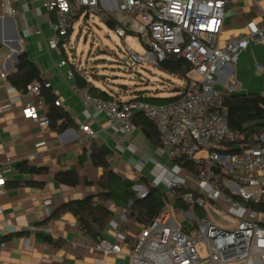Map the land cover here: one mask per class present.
Masks as SVG:
<instances>
[{"label":"crops","instance_id":"1","mask_svg":"<svg viewBox=\"0 0 264 264\" xmlns=\"http://www.w3.org/2000/svg\"><path fill=\"white\" fill-rule=\"evenodd\" d=\"M115 1L121 3L123 0ZM8 2L19 13H7L2 5L3 0H0V162L9 158L11 169L6 173L5 193L0 206V259L6 264H130L127 254L142 228L131 214L132 202L123 206L108 203L114 217L103 231V237L121 243L124 252L122 254L105 255L99 251L96 248L97 241L80 228L77 218L71 212H65L59 218L48 221L65 203L99 191L96 184H86V180L97 182L103 168L94 166L91 162L90 152L83 143L87 133L82 131L81 126L89 124L95 130L96 133L90 136V140L95 138L99 141L100 148L109 154L111 168L124 183L142 185L139 182L141 178L148 181L157 178L160 183L156 188L164 194L163 199L168 194L166 179L169 171L186 180L184 186L192 191L189 181L196 172L170 158L162 144L150 140L139 127L126 131L119 125H112L106 115L85 106L82 99L85 90H76L75 75L68 79L66 73L71 68L87 80L92 79V76L86 69L81 70L77 64H72L66 49L67 56L64 57L70 64L58 67L61 56L48 43L54 32L53 24L58 19L57 9L46 8L42 0ZM81 9L86 13H93L92 16H98L105 25L108 13L117 20L112 11L103 7L101 0L96 8ZM263 13L264 0H229L221 38L248 37V21L254 20L262 25ZM74 14L69 18L70 28ZM119 22L122 23L119 26L127 29L128 18ZM110 31L113 33V30ZM248 40L247 48L239 54L236 63L215 75V88L222 98L236 94H264V38L258 41L251 36ZM62 41L64 47L69 45V37H63ZM23 52L27 53L29 61L36 66L39 78L52 84L40 97H31L17 89L8 78L17 71L19 56ZM3 73L6 74L5 77H2ZM182 88L177 89L172 96L179 95ZM46 97L62 102L59 108L71 119L65 129L59 131L52 124L41 126L23 116L22 108L26 103L40 106V113L47 114L49 107ZM223 114L225 115L224 111ZM62 120L58 119V123ZM200 155L205 153L201 152ZM25 167L46 170H21ZM69 169H75L80 174L79 185L68 186L55 180L56 173ZM47 199L51 200V204L45 206L44 200ZM172 202L175 212L187 211L179 208L174 200ZM241 203L242 208L231 210L236 218L230 225L218 223L217 215H220L215 210L219 206L213 201L209 205L213 214L209 216L206 213V216L221 226L234 227L245 213L244 207L247 203ZM194 226L182 223V228L191 234L198 232ZM32 227L38 230L33 231ZM47 228L53 232H46Z\"/></svg>","mask_w":264,"mask_h":264},{"label":"built area","instance_id":"2","mask_svg":"<svg viewBox=\"0 0 264 264\" xmlns=\"http://www.w3.org/2000/svg\"><path fill=\"white\" fill-rule=\"evenodd\" d=\"M42 1L46 8L59 12L48 43L61 56L57 66L66 67L70 62L63 56L60 44L70 29L69 18L75 9L98 7L100 0ZM101 1L106 10L126 15L131 28L141 35L139 39L146 51H129L135 63L159 65L167 54L174 53L190 62L198 76L188 78L179 98L173 101L153 102L136 97L107 101L82 93L85 106L106 115L112 125H119L126 131L136 128L134 116L144 115L156 123L161 144L170 158L181 163L188 160L201 165V171L189 181L193 191L182 196L194 209L205 208L213 201L215 205L223 207L221 216H226L231 210L243 207L233 195L247 203L244 215L234 227L221 226L209 216L199 217L180 210V213L195 219L198 237L193 236L175 223L170 210L177 188L184 186L186 180L169 171L166 179L168 194L164 199L167 207L139 231L127 254L130 264H203L197 248L199 243L205 246L210 264H264V215L257 210L264 199V133L259 136L256 146L243 148V145H235L234 148L240 150L236 153L220 151L226 149L225 143L234 141L236 135L229 128L225 115L220 112L222 95L215 88V75L236 63L239 54L248 46V38L253 36L258 41L263 40L264 22L259 25L254 20L248 21V37L222 40L225 9L229 0ZM2 5L7 13H19L8 0H3ZM113 34L126 37L127 29L116 27ZM257 67L261 68L260 65ZM5 76L3 73L2 77ZM66 76L73 78V69H68ZM51 86L50 81L34 79L27 84L24 93L40 97L43 89ZM76 90L80 91L77 86ZM55 104L62 106L60 100H55ZM39 107L26 103L22 108L23 116L41 126L50 125L47 114H41ZM81 129L87 133L83 143L90 152V136L96 132L89 124H83ZM201 152L205 155H200ZM9 163V158L0 162V206L5 193L6 173L11 170ZM218 179H222L225 188L214 184ZM158 183L157 178L150 181L153 187H157ZM134 189L141 197L147 194L143 185L135 184ZM50 204V199L44 200L45 206ZM32 230L37 231L38 228L32 227ZM45 230L53 232L50 228ZM96 248L105 255L124 253L121 243L105 237L97 241ZM1 251L0 247V254ZM0 264L6 262L0 259Z\"/></svg>","mask_w":264,"mask_h":264},{"label":"trees","instance_id":"3","mask_svg":"<svg viewBox=\"0 0 264 264\" xmlns=\"http://www.w3.org/2000/svg\"><path fill=\"white\" fill-rule=\"evenodd\" d=\"M101 12L104 13L103 10ZM82 13V10L77 12L75 15L76 19L77 17H80ZM87 14L89 15V12ZM105 23L109 30H114L117 26L122 25L121 22L110 16V13L106 16ZM71 31L70 28L64 37H69ZM128 31L129 30L127 29V34ZM63 45L64 41L61 42L60 46L63 56H67ZM159 67L164 71L186 80L188 79L189 72L193 69L190 62L174 53L167 54L166 58L159 63ZM73 71L79 89L85 90V92L91 96L103 100L109 101L115 99V97L107 90L101 89L96 85L94 86L93 83L81 76L79 72L75 71V69H73ZM8 78L13 86L23 92H25L28 83L34 79H40L36 66L29 61L26 52L20 54L17 71L9 75ZM92 79H96V77L92 76ZM44 90L45 89H43L41 96ZM179 96L180 94L169 98L158 99L153 96L146 97L139 93L136 98L147 99L153 102H166L176 100ZM46 103L49 107L47 116L50 119V124H52L53 127H56L59 131L69 126L71 119L63 109L55 104L53 97H51V99L46 97ZM223 111L227 117L228 126L235 133L236 138L234 141H227L225 143L227 148L220 151L236 153L240 150L234 148L235 145H243V148L256 146L259 142V136L264 133V94H236L223 97L220 112L223 113ZM60 118L63 120L59 124L58 119ZM133 122L150 140L157 144L161 143L160 134L155 122L147 119L142 114L134 116ZM89 149L91 162L94 166L102 167L103 173L97 182L93 183L86 180V184H96L99 191L96 194L85 196L82 199L72 200L65 203L50 216L48 221L59 218L65 212H71L77 218L80 228L86 230L87 234L92 239L98 241L103 237V231L108 227L114 217V212L108 207V203H115L123 206L132 202L130 206L131 214L134 217L135 222L141 227L149 225L164 209H166L167 205L163 199L164 194L158 188L151 186L150 181L146 178L139 179L140 184L147 189V194L144 197L139 196L138 191L134 189V185L138 183H124V181L111 168L109 154L105 153L100 148V143L97 139L92 138L90 140ZM177 161L179 163L181 162L180 160ZM181 165L196 173L200 172L202 169L201 165L188 160ZM21 166L22 164L19 167L21 168ZM24 169L28 171L46 170L34 167L28 169L25 167L21 170ZM54 178L59 183L68 186H77L81 182L80 174L75 169L58 172L55 174ZM216 184L225 188L222 179H218ZM188 191H191V189L182 185L176 190L175 203L181 209L187 210L191 207L182 198V196ZM226 192L228 193V191ZM194 194L198 195L196 192H194ZM233 197L240 202L244 201L237 195H233ZM257 210L261 215H264V199L257 206ZM186 231L189 232L188 230Z\"/></svg>","mask_w":264,"mask_h":264},{"label":"rangeland","instance_id":"4","mask_svg":"<svg viewBox=\"0 0 264 264\" xmlns=\"http://www.w3.org/2000/svg\"><path fill=\"white\" fill-rule=\"evenodd\" d=\"M81 10L83 13L76 19L75 15ZM112 13L119 21H125L128 18L119 11H112ZM92 14L89 13L88 15L84 9H75L69 45H65L72 64H77L82 68L81 70L86 69L85 71L90 76L96 77V79L89 80L91 83L107 90L119 100L133 98L139 93L152 94L158 99L169 98L175 94L177 89L184 86L186 79L162 70L159 65L134 62L129 55L130 49L144 53L146 48L139 39L141 35L135 32L130 24L127 26L129 30L127 36L119 37L113 34L104 23L100 22L98 16L95 17ZM230 37L222 36V39ZM232 38L236 37L232 36ZM72 53L74 57H72ZM188 76V78H194L198 75L192 70ZM158 93H160L159 96ZM214 184L218 186L216 182ZM209 205L210 203L205 208L197 209L191 206L186 212H192L199 217L206 216V213L211 216L213 213ZM170 210L178 226L182 227V223L187 226L195 225V219L185 213L175 212L174 206ZM215 211L220 215H217L218 223L230 225L235 221L236 216L233 213L229 212L226 216H221L223 207H216ZM192 235L198 237V232L194 231ZM197 248L203 264H210L205 246L199 243Z\"/></svg>","mask_w":264,"mask_h":264}]
</instances>
